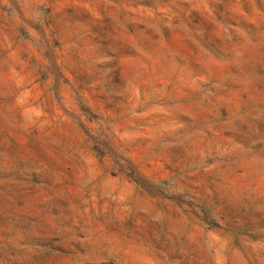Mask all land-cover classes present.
<instances>
[{
  "label": "rangeland",
  "instance_id": "1",
  "mask_svg": "<svg viewBox=\"0 0 264 264\" xmlns=\"http://www.w3.org/2000/svg\"><path fill=\"white\" fill-rule=\"evenodd\" d=\"M0 264H264V0H0Z\"/></svg>",
  "mask_w": 264,
  "mask_h": 264
}]
</instances>
